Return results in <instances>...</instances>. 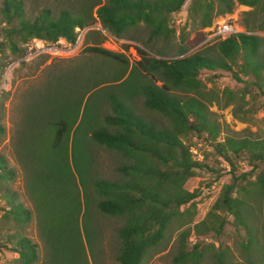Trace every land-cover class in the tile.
I'll use <instances>...</instances> for the list:
<instances>
[{"label": "trees", "instance_id": "trees-1", "mask_svg": "<svg viewBox=\"0 0 264 264\" xmlns=\"http://www.w3.org/2000/svg\"><path fill=\"white\" fill-rule=\"evenodd\" d=\"M189 1L188 19L200 30L211 27L217 17L233 14L237 5L250 10L238 24L241 33L193 52L180 47L177 57L165 59L154 45L167 46L175 38L171 17ZM87 3L83 0L77 12L61 11L57 19L40 12L33 21L22 19L17 27L12 23L22 17L20 2L11 0L0 11L11 25L4 37L13 53L20 51L19 43L32 39L73 44L75 28L93 25L94 9L100 27L118 39L138 42V34L147 35L137 48L140 60L131 66L122 54L86 47V53L108 58L128 74L113 76L107 88L84 85L78 96L81 82H73L65 94L55 79L38 103L42 107L28 123L23 117L18 159L43 241V264H88L86 249L93 264H100L95 250L99 230L93 216L123 220L116 232L118 264H146L164 251L173 233H178L174 264H239L225 247L196 242L187 248L191 236L220 237L229 217L235 229L242 231L239 250L246 256L244 264H264V221H259L264 174L260 172L254 181L248 179L249 173L235 176L233 164L243 155L252 171L254 163L264 164V139L238 138L211 119L200 80L203 70L227 72L236 82L264 94V38L257 35L264 32V0H94L88 7ZM3 46L0 42V51ZM3 68L0 60V78ZM221 96L223 108L238 100L229 89ZM98 99L108 102L110 109L103 117L96 106ZM138 101L166 118L167 126L157 128L137 115ZM239 112L241 107L233 111L234 118L243 121ZM190 135L210 143L221 161L232 166V183L222 187L206 215L195 223L196 203L204 189L194 185L196 170H215L193 160L184 142ZM100 149L117 153L122 160L115 180L101 175ZM13 175L0 157V220L26 224L32 213L16 203L8 190L3 191ZM220 177L216 173L215 179ZM2 250L17 256L13 264L39 263L38 247L18 231L0 236Z\"/></svg>", "mask_w": 264, "mask_h": 264}, {"label": "rangeland", "instance_id": "rangeland-1", "mask_svg": "<svg viewBox=\"0 0 264 264\" xmlns=\"http://www.w3.org/2000/svg\"><path fill=\"white\" fill-rule=\"evenodd\" d=\"M10 1L0 0V11ZM15 1L21 3L22 12L21 18L17 17L13 20L12 24L16 27L22 19L33 21L40 12H49L51 18L57 19L61 11L72 10L77 12L84 5L83 0ZM101 1L103 2V0ZM92 2L94 0H88L87 7ZM190 3V1L187 2L180 12L171 17L170 24L176 31L175 38L171 43L164 46L161 42H157L154 45L156 49L164 52L165 59L177 57L180 47L187 46L189 48L188 51L193 52L211 46L214 43L203 44L206 36L205 32L208 28L197 29L195 24L189 21L187 11ZM249 10L250 8L237 5L233 14L217 17L213 20V23L231 20L238 25L242 14ZM94 12L95 9L92 14L93 25L90 28L100 27ZM2 18L3 14L0 12V42L4 44L0 51V60L4 64L0 78V157L4 158L7 169L14 174L12 180L2 186L3 191L6 192L8 190L9 193L13 194L16 203L29 210L32 216L26 224L1 219L0 236L8 231L10 233L18 231L29 238L38 247L40 256L38 264H43V241L38 230L33 205L26 189V173L18 159L17 145L21 139L20 132L22 131L23 117L28 123L32 113L42 107L38 103L45 97L46 93L51 91L55 79H57L56 82H58L60 89L65 94H68V88L73 82L76 80H78V84L81 82L79 89L75 93L77 95L78 90L79 92L83 91L84 85L96 87V89L107 88L106 86H110L113 76L118 74L126 76L128 71H124L121 65L108 58L84 51L86 47L100 46L102 42V36L93 29L86 34L81 48L76 52H68V43L64 40L51 44L32 39L26 44L19 43L18 49L20 51L13 53L4 37V30L9 29L11 25ZM257 35L264 38V32L257 33ZM136 37L139 41L132 42L141 48V42L147 38V35L142 32ZM14 42H16V39H14ZM148 51L154 56L151 49ZM238 64H240V60H238ZM242 78L243 81L253 80L252 77ZM200 80L203 86V96L207 100L209 111L212 113L211 119L219 123L221 127H228L229 130L236 133L238 138L264 139V94L257 87L246 86L244 82H236L229 73L221 71L211 72L203 70L200 74ZM99 83L105 84L99 85ZM226 89L234 92L238 100L232 106L223 108L224 103L221 101V95ZM85 98L83 105L85 104ZM136 105L137 115L145 121L152 123L157 128L167 126L168 121L166 118L144 108L141 105V101L136 102ZM82 106L80 109H82ZM96 106L101 117L110 113L108 102L105 100L98 99ZM238 107H241L242 113L239 112V116L243 121L234 118L233 111ZM222 137L223 134L220 139ZM184 142L187 146H190L193 160L205 163L211 167V170L221 174L220 178L215 179V172L196 170L194 185L204 187V189L196 203V216L193 220L195 223L206 215L222 187L232 183V177L229 173L232 166L229 167L221 161L220 157L214 153L210 143H204L193 135H190ZM97 161L101 175L104 178L107 180H115L117 178L115 169L122 163L117 153L104 149L97 150ZM233 164L235 176L249 173L248 179L254 181L260 172L264 174V164L254 163L256 169L252 171L253 167L249 165V159L245 155L236 158ZM2 204L3 202L0 199V206ZM261 213L259 221L263 222L264 206ZM1 214L2 212L0 211ZM93 221L96 229L99 230L95 250L99 253L100 264H118L115 259L118 248L116 232L123 225V220L93 216ZM232 223L233 220L229 217L228 224L225 225L223 233L218 238L206 237L197 239L191 236L187 241V248L190 249L196 242L225 247L234 254L239 264H244L246 256L239 250L242 231H237ZM188 226L192 225L188 224L186 227ZM177 235L178 233H173V237L169 243L167 242L164 251L150 258L146 264H174ZM86 252L88 264H93L87 249ZM16 257L15 254L2 250L0 251V264H13V260Z\"/></svg>", "mask_w": 264, "mask_h": 264}, {"label": "built area", "instance_id": "built-area-1", "mask_svg": "<svg viewBox=\"0 0 264 264\" xmlns=\"http://www.w3.org/2000/svg\"><path fill=\"white\" fill-rule=\"evenodd\" d=\"M92 29L97 31L102 36V42L100 44V47L104 50L124 55L128 59L130 65H133L134 63L140 60L137 50V48L140 47L137 44L131 41L118 39L106 30L102 29L101 27L75 28L74 32L76 35V40L73 44H67V51H78L82 46L86 34L89 31H92ZM238 33H241L240 27L236 25L233 21L226 20L218 23L216 22L213 23L212 26L206 30V36L203 44H206L208 42L223 41Z\"/></svg>", "mask_w": 264, "mask_h": 264}, {"label": "clouds", "instance_id": "clouds-1", "mask_svg": "<svg viewBox=\"0 0 264 264\" xmlns=\"http://www.w3.org/2000/svg\"><path fill=\"white\" fill-rule=\"evenodd\" d=\"M122 40V39H121Z\"/></svg>", "mask_w": 264, "mask_h": 264}]
</instances>
